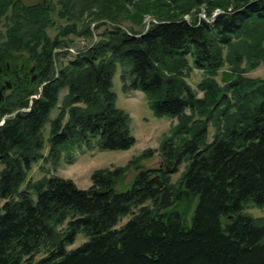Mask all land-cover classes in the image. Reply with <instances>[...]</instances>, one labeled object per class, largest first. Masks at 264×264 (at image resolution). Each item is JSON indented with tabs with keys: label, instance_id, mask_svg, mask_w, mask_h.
Segmentation results:
<instances>
[{
	"label": "trees",
	"instance_id": "obj_1",
	"mask_svg": "<svg viewBox=\"0 0 264 264\" xmlns=\"http://www.w3.org/2000/svg\"><path fill=\"white\" fill-rule=\"evenodd\" d=\"M150 1L93 0L89 22L77 29L87 6L80 4L50 40L52 8L0 0V20L8 21L0 82L12 85L0 103V264H264V218L246 213L264 209V80L241 68L264 64V0H170L163 10ZM119 3L132 5L124 17ZM202 4L210 19L222 10L211 25L192 13ZM147 14L157 19L145 30L116 25L142 27ZM93 23L97 32L108 28L56 68L57 49L67 46L61 37L92 40ZM20 51L29 54L23 67L12 56ZM29 62L40 70L37 83ZM118 66L126 91L142 92L155 116L178 120L161 143L164 166L144 169L155 155L147 150L125 167L97 171L88 190L55 176L31 180L40 162L56 169L78 150L135 145L131 117L113 91ZM195 69L203 73L202 98L188 82ZM129 171L137 172L131 188L118 192ZM80 233L88 241L68 250Z\"/></svg>",
	"mask_w": 264,
	"mask_h": 264
},
{
	"label": "rangeland",
	"instance_id": "obj_2",
	"mask_svg": "<svg viewBox=\"0 0 264 264\" xmlns=\"http://www.w3.org/2000/svg\"><path fill=\"white\" fill-rule=\"evenodd\" d=\"M25 6H37V5H44V2L47 1L48 4L45 7L52 8L49 12V18L51 21V25L46 28L45 32L50 40H53L58 37L60 33V29L68 26L71 22L67 19L68 11L75 10L78 11L81 9L79 6L80 4L92 3L93 0H21ZM110 0H108L109 2ZM139 2V0H136ZM170 0H151L150 2L153 6L161 8L163 10V6L168 3ZM141 2V1H140ZM126 4V3H123ZM147 5L148 2H142V5ZM90 5L85 6V13L81 17L83 20H80L77 24V29H83V24H87L88 21V8ZM120 9L118 12L122 15L120 17H124L127 11L132 10V5L129 3L125 6H121V3L117 6ZM152 7V6H151ZM207 5L202 4L198 9L195 8L192 13H196L198 19L203 18L205 14V10L207 11ZM70 10V11H71ZM221 10V9H219ZM218 8L215 9L213 12V19H209L210 23L213 24L214 18H216L219 14L222 13V10L219 11ZM79 18V17H78ZM191 18L188 14L184 16V20H188ZM156 16L152 14H147L143 18L142 27L137 26L136 24L132 23L131 21H123L120 24H116L124 29H134L136 31H142L147 29L152 22H156ZM97 24V23H96ZM96 24H91V28L94 31V37L92 40L86 39L84 37H78L74 34H69L66 37H61L63 42L66 43V47H62L61 49H57L61 54L59 55L57 62L55 64L56 68H60L62 65H65L69 60L73 58L78 52L85 50L93 41H96L97 33L104 31L107 29V26H101L98 32L96 31ZM103 24V23H102ZM8 21L7 19L0 20V47L5 45L6 41V30ZM141 28V29H140ZM242 37L237 39L236 43H240ZM235 42V41H234ZM41 50V47L39 48ZM14 65L17 63L20 67H23L25 63L28 62L29 54L26 51L14 52ZM28 72L31 77H37L36 83L40 80V70L36 69L32 62L28 63ZM242 69L248 70L245 74L246 77L252 79H263L264 80V64H260L255 69L250 70L248 68L247 62L241 66ZM34 73H31L34 71ZM230 72V67L227 65L225 68L220 70L218 81L222 83V73ZM123 69L121 66H118L116 75L114 77V84H113V91L117 94V107L125 111L131 117V128L132 134L136 139L135 145L126 151H112L106 150L101 151L98 149H83L77 151V156L72 162H65L61 160L58 164L56 169L53 168L52 164L48 163L44 165L43 162L35 164L32 166V169L29 173V178L33 181H38L45 176L51 177L55 176L60 179L71 180L80 190H88L93 185V175L103 169H115L119 167H125L127 164L134 159L135 157L140 156L147 150L154 151L155 155L151 159L144 160L142 162V167L144 169H151V168H159L163 167V160L161 157L160 147L161 143L164 140L166 135H169L171 127L177 124L178 120L174 119L169 116L164 117H157L154 115L153 111L150 109L148 104L147 97L140 91H133V90H125L124 83H123ZM203 79V73L199 70H193L191 75L188 78V82L191 87L198 92V84ZM39 87L42 86L38 83ZM11 95V91H7L4 94L5 97H9ZM65 95V92L62 93L61 98ZM202 92H198V96L200 98L203 97ZM4 100V99H3ZM58 114V111L55 110L51 117L54 119ZM3 123V121L1 122ZM49 129L50 124L48 123L45 128V135L49 138ZM215 134V129L211 126L209 130V142L213 140V136ZM4 166L0 162V174L3 171ZM184 170V166L181 167L180 172L176 175H173L172 181L175 183L181 176ZM136 171H129L123 181H121L117 186L118 192H126L131 188V185L136 177ZM1 203V201H0ZM2 204V203H1ZM196 204L192 205V212L186 218L188 222H191V217L193 215V211L195 210ZM191 211V210H190ZM246 213L250 214L254 218H264V209H259L255 207H248L246 209ZM132 216L124 217L119 224L116 226V229H120L129 220ZM66 227V225H65ZM88 241V238L83 234L80 233L75 241V243L68 247V250H73L85 242ZM44 256V253H41L36 257V261L40 260Z\"/></svg>",
	"mask_w": 264,
	"mask_h": 264
},
{
	"label": "water",
	"instance_id": "obj_3",
	"mask_svg": "<svg viewBox=\"0 0 264 264\" xmlns=\"http://www.w3.org/2000/svg\"><path fill=\"white\" fill-rule=\"evenodd\" d=\"M47 4H48V2L45 1V2H44V5L46 6ZM8 69H9V67H8ZM0 71H1V68H0ZM6 88L11 89V88H12V85L9 84L8 82H6V86H3V87L0 88V103H1V102L3 101V99H4V91L6 90Z\"/></svg>",
	"mask_w": 264,
	"mask_h": 264
},
{
	"label": "built area",
	"instance_id": "obj_4",
	"mask_svg": "<svg viewBox=\"0 0 264 264\" xmlns=\"http://www.w3.org/2000/svg\"><path fill=\"white\" fill-rule=\"evenodd\" d=\"M189 19H190V18H189ZM189 19H188V20H189ZM209 19H210V17H208V13H207V11L205 10V14H204L203 18L198 19V21H199V22H201V21H205V22H207V23H210Z\"/></svg>",
	"mask_w": 264,
	"mask_h": 264
},
{
	"label": "flooded vegetation",
	"instance_id": "obj_5",
	"mask_svg": "<svg viewBox=\"0 0 264 264\" xmlns=\"http://www.w3.org/2000/svg\"><path fill=\"white\" fill-rule=\"evenodd\" d=\"M161 1H162V0H161ZM34 72H35V70L32 71L31 73H34ZM37 79H38V78L35 76V77H33L32 81H33V82H36ZM5 83H6V82H3V83L0 82V88L3 87V86H5Z\"/></svg>",
	"mask_w": 264,
	"mask_h": 264
},
{
	"label": "bare ground",
	"instance_id": "obj_6",
	"mask_svg": "<svg viewBox=\"0 0 264 264\" xmlns=\"http://www.w3.org/2000/svg\"><path fill=\"white\" fill-rule=\"evenodd\" d=\"M112 4V3H111ZM214 22V21H213Z\"/></svg>",
	"mask_w": 264,
	"mask_h": 264
}]
</instances>
